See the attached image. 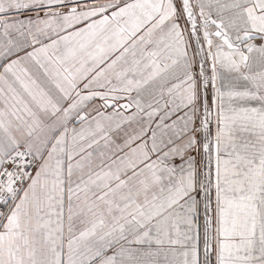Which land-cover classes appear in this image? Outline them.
<instances>
[{"label":"snow or ice","instance_id":"1","mask_svg":"<svg viewBox=\"0 0 264 264\" xmlns=\"http://www.w3.org/2000/svg\"><path fill=\"white\" fill-rule=\"evenodd\" d=\"M0 264H264V0H0Z\"/></svg>","mask_w":264,"mask_h":264}]
</instances>
